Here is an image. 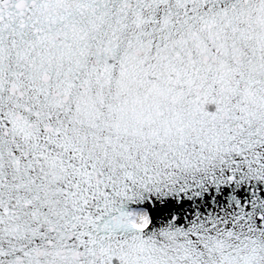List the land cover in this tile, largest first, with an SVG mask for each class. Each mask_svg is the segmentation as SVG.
I'll return each mask as SVG.
<instances>
[{"label":"snow or ice","instance_id":"6c2138e0","mask_svg":"<svg viewBox=\"0 0 264 264\" xmlns=\"http://www.w3.org/2000/svg\"><path fill=\"white\" fill-rule=\"evenodd\" d=\"M0 264H264V0H0Z\"/></svg>","mask_w":264,"mask_h":264}]
</instances>
